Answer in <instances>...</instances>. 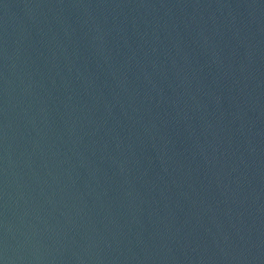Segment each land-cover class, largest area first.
Returning a JSON list of instances; mask_svg holds the SVG:
<instances>
[{
  "label": "water",
  "instance_id": "water-1",
  "mask_svg": "<svg viewBox=\"0 0 264 264\" xmlns=\"http://www.w3.org/2000/svg\"><path fill=\"white\" fill-rule=\"evenodd\" d=\"M0 264H264V0H0Z\"/></svg>",
  "mask_w": 264,
  "mask_h": 264
}]
</instances>
